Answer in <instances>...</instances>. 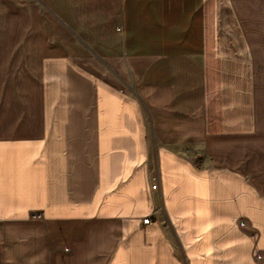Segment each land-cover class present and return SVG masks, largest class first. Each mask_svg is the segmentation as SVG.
<instances>
[{
	"label": "crops",
	"instance_id": "0c3cea01",
	"mask_svg": "<svg viewBox=\"0 0 264 264\" xmlns=\"http://www.w3.org/2000/svg\"><path fill=\"white\" fill-rule=\"evenodd\" d=\"M0 264H264V0H0Z\"/></svg>",
	"mask_w": 264,
	"mask_h": 264
},
{
	"label": "built area",
	"instance_id": "2783aa9c",
	"mask_svg": "<svg viewBox=\"0 0 264 264\" xmlns=\"http://www.w3.org/2000/svg\"><path fill=\"white\" fill-rule=\"evenodd\" d=\"M152 187H154V186H152ZM29 217H30L31 219H39V218L41 217V213L38 212V211H35V212H32V213L29 215ZM140 222H141L142 224H148V223L150 222V220H149V216H142L141 219H140Z\"/></svg>",
	"mask_w": 264,
	"mask_h": 264
}]
</instances>
